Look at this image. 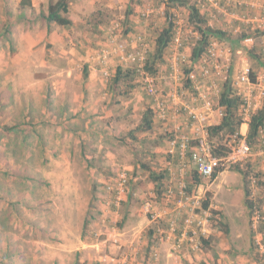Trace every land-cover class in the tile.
<instances>
[{
    "label": "crops",
    "instance_id": "0c3cea01",
    "mask_svg": "<svg viewBox=\"0 0 264 264\" xmlns=\"http://www.w3.org/2000/svg\"><path fill=\"white\" fill-rule=\"evenodd\" d=\"M5 1L2 19L11 21V15L18 10L19 15L15 17L22 19L29 18V15L31 20H20L16 26L8 24L7 27L3 23L1 25L0 21V69L11 72V64L17 63L23 68L28 67L29 57L35 53L41 55L45 43H49L50 54L59 64L55 65L57 67L52 74L57 80L55 87L58 90L63 88L68 93L67 102L59 109L67 111L70 131L82 134L88 144L96 140L98 156L107 163L106 167L99 165L97 169L114 174L124 169L133 175V184L119 208L108 205L109 194L105 187L106 198L100 200L101 212L93 222L82 219L79 226L73 227L70 217L69 225L60 227L59 236L56 237L54 227L43 223V217L40 216L38 221L36 215L30 216L26 212L31 218L29 223H32L28 224L23 220L26 217L15 214L20 217L19 225L10 230L15 233V244L19 240L21 244L28 242L29 236H33L42 256L40 259L30 256L25 261L22 257L26 251L24 246L18 251L20 253L16 251L9 257L11 263L17 264L13 259H17L19 254L18 260L23 259L22 264H32L33 260L34 264L107 263L121 253L117 246L104 248V238L114 239L111 226L115 224L120 228L117 243L123 247H138L140 256L139 239H144L146 232L155 233L150 216L141 211L146 198L155 201L164 227L176 221L179 225L177 238L182 236L185 219L190 217L193 223L188 234L194 230L204 231V236L209 239L211 232L207 223L215 211L222 224V230H218L216 237L220 255L230 256L232 251L237 253L236 247L242 246L249 239L246 230L250 222L249 211L246 206L243 219L228 214L225 210L228 199L224 197L223 200L220 196L224 191L228 190V195L231 192L230 186L226 184V177L229 176L234 177L236 184L241 185L245 193V183L239 172L231 168L219 172L209 187L211 196L208 207L202 204V209L194 212L190 211L180 195L177 194V201L172 203H166L163 195L169 190L178 192L182 187L191 194L202 192L198 168L183 144L187 139L191 147L196 148L201 141H210L211 135L207 128L220 124L225 114L226 107L220 104L225 88H230L232 94L242 99L252 98L255 111L263 107L264 0H184L187 4L178 2L170 8L174 14V32L177 28L183 32V46L178 52L170 43L163 59L156 63L154 75L158 78L159 87L156 97L147 93L143 82L137 77H123L119 81L115 77L119 68H123L126 74L134 67V63L124 60L119 44L126 47V54L145 52L147 56L155 50V40L167 22L165 0H150L147 5L143 0H66L71 19L68 27L48 22L41 16L48 12L52 2L58 0ZM190 4H196L206 17L207 24L218 31L208 33L205 49L197 59H192V50L202 40V34L190 20ZM119 24L123 33L116 27ZM15 48L18 51H13ZM211 50L221 70H215L207 78L203 68ZM186 68L190 72L188 76ZM247 69L250 71V86L241 80L242 73ZM27 71L28 68L23 70ZM60 75L65 77L61 79L63 82L59 81ZM188 77L191 80L190 86L185 82ZM66 80L68 83H65ZM37 83L41 85L38 90L40 97L43 95V81ZM5 93L0 92L2 107ZM24 94L27 97L26 89ZM157 99L162 102V108L157 106ZM24 108L27 109V100ZM149 110L152 114V128L138 130L144 114ZM238 113L242 121L235 134L246 139L251 115L244 113L242 103L239 104ZM230 134H224L225 140ZM104 137L110 138L109 145H104ZM217 138L215 136L212 139ZM257 141L252 146L248 161L260 177L258 193L262 188L263 194L259 193V200L264 212V146L258 138ZM235 176L240 177L241 183ZM33 203V206L38 205ZM28 204L29 201L26 202ZM14 216L9 218L13 219ZM33 222H39L38 227H35L34 233H26L34 227ZM85 223L92 227L90 235L84 230ZM3 230L9 228L0 227L1 233ZM150 237L154 239L152 235ZM162 244L163 253L160 254L154 248L150 260L162 257V264H175L176 258L183 254L188 264H200L198 252L187 243H184V252L176 248L173 239H166ZM50 253L52 256H49ZM136 264H140L139 259Z\"/></svg>",
    "mask_w": 264,
    "mask_h": 264
},
{
    "label": "rangeland",
    "instance_id": "374dc122",
    "mask_svg": "<svg viewBox=\"0 0 264 264\" xmlns=\"http://www.w3.org/2000/svg\"><path fill=\"white\" fill-rule=\"evenodd\" d=\"M5 2L0 0L1 12ZM143 2L147 5L150 0H143ZM16 14L19 15L18 10L11 15V21H7L2 19L3 12L0 13L1 25L3 23L6 27L8 24L16 26L20 20H31L29 15V18L20 19L15 17ZM66 15L70 16L68 13ZM41 16L45 18L43 14ZM0 39H2L1 35ZM48 44L45 43L41 55L35 53L29 57L31 64L28 63V67L23 68L19 63L11 64L12 73L3 68L0 69V92L7 93H5L3 107L0 105V227L9 228L0 232V264H12L9 257L24 246L26 251L23 252L22 257L25 261L30 256H36L35 259H40L42 256L33 236H29L28 242L21 244L19 240L15 244V233L10 230L13 226L19 225V215L26 217L23 220H26L28 224H32L29 223L31 218L28 215H36L38 221L43 217V223L52 225L53 231L57 233L55 237L59 236V228L64 224L69 225L70 217L73 227L79 226L82 219L93 222V219L101 212L100 200L106 198L104 190L106 183L117 176L96 168L99 165L107 166L104 158L98 156L96 140L88 144L82 134L78 135L70 131L67 111L59 109L67 102L68 93L63 88L58 90V87H55L57 80L52 74L57 67L55 65L59 64L50 54ZM13 51L16 52L18 49L15 48ZM27 68L28 71L23 72ZM63 78L65 77L60 75L59 81L63 82L61 80ZM39 80L43 81V95L40 97L38 90L41 85L37 83ZM65 83H68V80ZM25 89L27 97L24 94ZM26 100L27 109L24 108ZM37 103L38 107H36ZM92 137L96 136L92 135ZM103 141L104 145L110 144V138L104 137ZM235 178L241 183L240 177L235 176ZM212 183L205 185L208 187L201 192L204 200L209 195V187ZM226 184L230 186L231 192L228 195V190L225 189L227 191L220 196L223 200L224 197L228 199L225 210L228 214H235L243 219L242 214L246 210L244 189L236 184L232 176L226 177ZM259 193L263 194L262 188L259 189ZM259 193L257 189L255 194L257 199H259ZM33 202L38 205L33 206ZM15 214L18 216H14ZM9 216L14 217L10 219ZM217 218L218 215L213 211L207 223L211 232L210 238L204 237L203 250L198 252L200 264H261L264 262V246L259 247L262 235L257 222H255L257 227H252L250 213L249 226L246 228L249 239L243 245L241 244L242 246L236 247L237 253L232 251L233 254L230 256L220 255L221 250L216 237L218 230H222V224L221 219ZM33 225L34 227L26 233H34L39 222L36 224L33 222ZM86 225L85 223L84 230L87 235H90L92 227ZM144 235V239H139L144 243L143 245L141 242L138 243L141 254L134 264L138 259L140 264H162V257L150 260L154 248L158 249L160 254L163 253L162 241L149 232ZM151 235L154 239H151ZM205 241L208 243L205 244ZM19 255L17 259L14 257L13 262L22 264L23 259L18 260ZM49 256L52 254L50 253ZM176 262L175 264H188L183 254L176 258Z\"/></svg>",
    "mask_w": 264,
    "mask_h": 264
},
{
    "label": "built area",
    "instance_id": "2783aa9c",
    "mask_svg": "<svg viewBox=\"0 0 264 264\" xmlns=\"http://www.w3.org/2000/svg\"><path fill=\"white\" fill-rule=\"evenodd\" d=\"M120 29L119 32L123 33L121 30V25L116 26ZM171 43L175 46L176 51H180V48L183 46V32L180 28H177L174 32V36L172 37ZM119 48L122 51L124 60L126 62L134 63L133 70L137 72V78H139L145 87V90L151 96H158L159 87H158V78L150 73L145 67L146 61V53L145 52H131L129 54L125 53L126 47L124 45L119 44ZM209 56L205 58V67L203 68L204 75L209 78L215 70H221V66L219 62L215 59V53L213 50L209 52ZM249 69L244 71L241 76V80L244 81L248 86L251 85V80L249 76ZM219 74V73H217ZM157 106L162 108V102L158 99L156 100ZM255 103L252 98L246 97L243 99L242 109L246 115H252L255 112ZM259 143L264 146V129L260 130L259 134ZM227 145L230 148V152L225 157H215L212 154V147L210 142L201 141L196 148L191 147L188 140H185L183 144V148L185 150L190 151V159L195 162L198 173L201 179V187L204 189L213 182V174L217 169L224 170L230 168L233 164L237 162H245L248 161L252 153V147L249 146L246 139L243 137H239L237 134L232 135L231 139L227 142ZM191 147V148H190ZM132 175H130L126 170L121 169L117 176L113 178L111 181L106 183V191L108 192L109 200L108 205L114 206L115 208H119L124 200L126 199V195L129 192V188L132 182ZM260 181V177L255 176L252 180V194L251 197L256 198V192L258 189V184ZM177 194L181 196L182 200L186 202L190 208L191 212H194L196 209H202V204L204 202V197L201 192L197 193H189L185 190L184 187L179 189L178 192L167 191L164 193V201L166 203H172L175 200L177 201ZM141 211L146 215L150 216L151 223L154 225L153 229L155 230L154 235L164 241L166 239H173L178 250H184V243H187L189 247H191L196 252H201L203 250V241L202 239L205 237V232L198 230H194L192 234L189 233V229L192 227L193 221L190 217L185 219L182 236L177 238L176 233L179 229V225H177L176 221H171L168 227H164L161 221V216L159 215L155 201L152 198L144 199L141 205ZM263 216L260 212L255 211L252 214V227L256 228L257 224L261 223ZM112 232L114 233V239L104 238L105 241L104 248L109 249L117 246L119 251H121L120 255L114 256L111 260H108L107 263L104 264H133L139 253V248L136 246L123 247L121 244H118V234L120 232V228L118 224L111 226ZM99 237V234L95 235ZM114 241L113 243H109L110 241ZM157 252V251H155Z\"/></svg>",
    "mask_w": 264,
    "mask_h": 264
},
{
    "label": "trees",
    "instance_id": "16d2710c",
    "mask_svg": "<svg viewBox=\"0 0 264 264\" xmlns=\"http://www.w3.org/2000/svg\"><path fill=\"white\" fill-rule=\"evenodd\" d=\"M165 2L168 9L166 11V17H167L166 25L163 27V29L161 30V32L159 33L158 37L155 40V50L151 52L149 55H147L145 61L146 69L153 74L157 70L156 63L159 60L163 59L165 49L171 43L172 37L174 36V23H175L174 14L170 10V8L177 5L178 2L180 4L183 2L187 4V2L184 0H165ZM189 7L191 10L190 20L199 30V32L202 34V40L200 41L198 46H195L192 50V57H193L192 59H197L205 49L208 33L209 32L215 33L218 31L214 30L207 24L206 17L203 14H201L196 4H190ZM67 13H68V8H67L66 0H58L50 4L48 12L44 13L43 16L48 22H56L59 25L68 27L71 25V19L69 18V16L66 15ZM188 68H186L187 76L190 73ZM191 69L192 68H190V70ZM132 76L137 77L136 70L131 69L127 71L125 74L123 68H119L115 80L119 81V79L123 77L132 78ZM251 79L252 81L255 80L254 77H252ZM185 82L187 86L191 85V80L189 77ZM240 103H243V99L237 94H232L230 88H225V91L222 93L220 98V104L226 107L223 120L220 124L211 125L207 128L209 135H211V139L209 142L212 147V154L215 157H225L230 152V148L227 145V142L228 140L231 139V136L234 135L235 132L239 130L242 121L241 116L238 113V107ZM152 126H153L152 114L151 111L149 110L144 114V117L142 118V121L137 129L138 130L140 129L141 131H146L151 129ZM249 126L250 129L246 137V141L249 144V146L252 147L256 142H258L257 138L259 139L260 130L264 129V104L261 109L255 111L251 115ZM224 134H228V135L230 134V137L225 140ZM215 136L218 137L217 140L212 139ZM238 136L242 137L240 135ZM230 168L239 172L243 177L245 183V194H246L245 203L249 213L252 215L255 211H258L263 216V219L258 226V229L262 235V240H261L262 242L259 243V247L261 248V246H264V212L262 210L260 200L257 198L253 199L251 197V194L253 192L252 180L255 176L258 175L254 172L250 161L237 162L233 164ZM221 171L222 170L217 169L214 172L213 180ZM199 183H201L200 175H199ZM208 194L209 195L203 202V207H208V204L210 203V193ZM202 241L204 242V238L202 239ZM207 243L208 242L205 241V244ZM261 264H264V262H262Z\"/></svg>",
    "mask_w": 264,
    "mask_h": 264
}]
</instances>
